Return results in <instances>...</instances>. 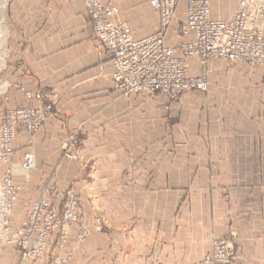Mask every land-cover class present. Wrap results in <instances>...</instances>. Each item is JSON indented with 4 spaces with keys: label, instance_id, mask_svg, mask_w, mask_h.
Wrapping results in <instances>:
<instances>
[{
    "label": "crops",
    "instance_id": "1",
    "mask_svg": "<svg viewBox=\"0 0 264 264\" xmlns=\"http://www.w3.org/2000/svg\"><path fill=\"white\" fill-rule=\"evenodd\" d=\"M114 1L134 38L157 32L159 13L149 0ZM237 6L238 0H210V17L226 19ZM7 20L13 46L0 74V84L9 86L0 90V124L7 108L27 104L22 89L40 88L54 101L35 135L16 130L9 163H20L30 151L36 167L13 176L19 186L14 227L27 220L32 200L54 172L62 190L71 188L84 200L89 218L101 205L118 225L116 231L96 227L77 248L73 225L62 252H72L68 264H197L214 237L230 232L231 264H264V67L243 61L234 72L216 71L229 62L209 60V89L181 95L167 140L165 100L145 92L126 97L114 88L113 65L82 0H9ZM185 20L186 2L179 0L165 34L177 55L193 37L180 33ZM201 70L197 58L189 60V75ZM75 128L82 161L62 157ZM167 157L174 162L168 168ZM5 260L35 264L22 261L14 243L0 246V264Z\"/></svg>",
    "mask_w": 264,
    "mask_h": 264
},
{
    "label": "built area",
    "instance_id": "2",
    "mask_svg": "<svg viewBox=\"0 0 264 264\" xmlns=\"http://www.w3.org/2000/svg\"><path fill=\"white\" fill-rule=\"evenodd\" d=\"M179 0H149L159 13L155 34L140 39L130 27L118 20L119 8L113 2L82 0L90 19L93 35L106 50L113 65V82L124 96L138 93H160L172 100L189 90L207 92L208 82L203 75H189V60L197 58L202 67L209 60L230 63L243 62L264 67V0H238L237 8L226 19H211L210 0H185L186 20L180 27L182 36L193 33L183 41L180 54L165 43V34L174 18ZM26 106L7 110L0 124V164L7 163L13 152L16 130L32 137L51 116L52 104L40 92H24ZM72 139L65 145V156L76 159L71 152ZM34 154L27 152L17 164L23 173L35 169ZM15 166L0 173V246L14 243L23 261H42L43 255L55 241L64 245L72 224H79L77 241L89 230L81 224L80 202L67 191L61 203L59 217L54 186L45 187L42 195L33 200L30 213L22 226L14 227L11 215L18 199L19 186L13 183ZM232 258L228 247H221L220 255L210 252L203 264H224ZM67 258L55 255L51 264H66Z\"/></svg>",
    "mask_w": 264,
    "mask_h": 264
},
{
    "label": "rangeland",
    "instance_id": "3",
    "mask_svg": "<svg viewBox=\"0 0 264 264\" xmlns=\"http://www.w3.org/2000/svg\"><path fill=\"white\" fill-rule=\"evenodd\" d=\"M107 2H113L116 4V2L114 0H108ZM8 4H9V0L6 1V4H5V8H4V12H3V20H4V23L6 25V28H7V36H6V39H5V50L7 52V54L5 55L4 57V61H3V64L2 66L0 67V74L4 71L5 69V66L8 64V61L10 59V56H11V52H10V47L13 46V41H10V37H9V23H8V20H7V8H8ZM117 5V4H116ZM118 6V5H117ZM119 8V7H118ZM86 12V11H85ZM87 14V13H86ZM119 14H120V10H119ZM88 16V15H87ZM90 20V19H89ZM118 20L120 22L121 19H120V15H118ZM124 23V22H122ZM125 25H127L126 23H124ZM128 27H130L129 25H127ZM131 29V28H130ZM2 54L0 52V58H1ZM3 58V56H2ZM1 62V60H0ZM224 64V63H223ZM223 64H220L217 68H215L216 71H228V72H234V68H235V65L236 63H225L224 65ZM210 73H211V65H208L207 66H204L202 67V70L197 73L199 75H203L207 78V82H208V89H209V80L208 78H210ZM219 82H216V84H219ZM5 82H2L0 84V90L1 88L5 91L8 90L9 86L8 84H6L5 86ZM5 89H4V88ZM115 88V86H114ZM116 90H118L117 88H115ZM23 91V95H24V92L25 91H30V92H40L44 99L48 100L51 104H52V107L54 108V101L53 99L51 98V96L47 93H45L42 89L38 88V89H35V90H26V89H22ZM119 91V90H118ZM120 92V91H119ZM121 93V92H120ZM203 93V92H202ZM206 93V92H204ZM122 94V93H121ZM147 94H158L160 95L164 100V104L162 103V108L165 109V115H166V137H167V140H169L170 138H173V106L176 102L179 101L180 97L177 99V100H172L170 98H168L167 96L163 95V94H160V93H147ZM123 95V94H122ZM182 95V94H181ZM124 96V95H123ZM25 97V95H24ZM126 97H129V96H126ZM27 101V100H26ZM28 103V101H27ZM27 105V104H26ZM24 105V106H26ZM19 107H22V106H19ZM9 109H12V108H7L4 113L9 110ZM53 111V109H52ZM4 115V114H3ZM52 115V113H51ZM51 117V116H50ZM44 125V124H43ZM41 129V128H40ZM22 132V131H21ZM23 133V132H22ZM36 134V133H35ZM34 134V135H35ZM26 135V134H25ZM27 136V135H26ZM16 137V136H15ZM28 138H31L29 136H27ZM72 139H75V142L73 143V146H71V152L76 156V159H69L67 158L64 154H65V145L68 146L69 142L72 140ZM79 142H80V135H79V130L77 128L75 129H72L66 139H65V142L62 146V157L66 160H69V161H82L84 159V154L82 153V151L80 150V145H79ZM14 143V142H13ZM171 144V143H170ZM169 143L167 144L166 146V150H165V153L166 155H171L173 154V145L171 144L170 145ZM70 145V144H69ZM30 152V151H28ZM27 153V152H26ZM25 153V154H26ZM31 153V152H30ZM33 153V152H32ZM34 154V153H33ZM35 157V156H34ZM10 158V157H9ZM171 159L169 160V158L167 157L166 158V161L164 162L165 166L168 168L171 164H173L174 162L172 161V157H170ZM183 163H186V162H183ZM18 164V163H17ZM17 164H10L9 163V160L7 163H4V164H0V166H5L4 170H6L8 167H10L11 165L15 166L14 170H15V173L13 174V176L15 174H22V175H25V173H23L22 171H20L18 168H16ZM3 170V171H4ZM2 171V172H3ZM1 173V172H0ZM50 179L51 181H49L47 184H45L42 189H41V193L39 195V197L42 195L43 193V190L45 187H48V186H54L57 190H58V196H57V203H58V213H59V217H61L62 215V209H61V203H62V200H63V197L65 195V193L67 191H71L73 192V194L76 196V198L79 200L80 202V214H81V224H84L85 227L88 228L89 230V233L79 242L77 241V232H78V229H79V224H72L70 226V230H69V237H70V233H71V227L73 225H77V230H76V233H75V236H74V248H77L85 239L87 236H89L92 232H94L95 228L98 227L100 228L101 231H116L118 230V225L115 224L114 222H112L108 216H106L105 214V208L103 206H97L96 207V213L94 216H92V218H89L88 215L86 214V211H85V202L83 199H81L79 197V195L71 188H68V189H65V190H62L57 182L55 181V176H54V172H51L50 174ZM262 185L264 186V181L262 183ZM19 191V190H18ZM37 197V198H39ZM35 198V199H37ZM223 200H227L228 199V194H223ZM34 199V200H35ZM33 201V200H32ZM119 214H122L121 216L124 218L125 215H126V212H125V209L121 207L120 211H119ZM91 222V223H90ZM234 236V234L232 232L230 233H227L223 236H219V237H214L212 239V242H211V246L210 248L204 253V255L202 256V258L198 261L197 264H203V260L204 258L210 253V252H213L215 251L218 255H220V250H221V247L224 248V247H228V249L231 251L232 253V258L230 259V261L228 263H224V264H231L232 262H234L235 258H236V254H235V251H234V246H233V243H232V237ZM69 237H68V240L67 242L69 241ZM67 242L62 245L60 248L59 247H56L55 246V241L53 240L52 241V244H51V247L46 251V253L43 255V258H42V261L38 262V261H24V262H33L35 264H51L52 263V260H53V257L55 255H59L61 257H64V258H67V263L69 262V259L70 257L72 256V252H68L67 254L63 255L62 252H63V249L65 247V245L67 244ZM46 255L48 256V258H45ZM21 258V257H20ZM6 260H9L8 258ZM5 260V261H6ZM23 261V260H22ZM9 261H6V264H9L8 263ZM73 264H76V261H73ZM158 264H161V263H158Z\"/></svg>",
    "mask_w": 264,
    "mask_h": 264
},
{
    "label": "bare ground",
    "instance_id": "4",
    "mask_svg": "<svg viewBox=\"0 0 264 264\" xmlns=\"http://www.w3.org/2000/svg\"><path fill=\"white\" fill-rule=\"evenodd\" d=\"M6 1L7 0H0V52L3 56V58H2V56L0 58V60H1L0 67L2 66L3 61H4V57L7 54V52L5 50V39L7 36V28H6V25H5L4 20H3V12H4Z\"/></svg>",
    "mask_w": 264,
    "mask_h": 264
}]
</instances>
